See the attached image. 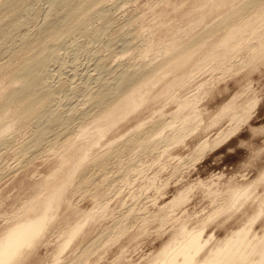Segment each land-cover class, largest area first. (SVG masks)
Segmentation results:
<instances>
[{"label": "rangeland", "instance_id": "rangeland-1", "mask_svg": "<svg viewBox=\"0 0 264 264\" xmlns=\"http://www.w3.org/2000/svg\"><path fill=\"white\" fill-rule=\"evenodd\" d=\"M59 1L0 0V19L4 18L0 20V81L5 88L13 86L4 73L5 66L11 62L14 50L24 41V34L39 32L50 22H63L66 8L53 9ZM216 1L224 5L229 2ZM200 2L104 0L87 17V23L55 44L61 49L55 59H46L48 63L41 68L42 73L48 75L45 88L56 90V93L53 91L55 97L47 103L45 111L34 118L35 121L31 120L26 128L14 131L7 143L0 145V232L17 218L14 216L16 212L23 215L28 209L27 201L33 198L36 201L40 184L57 168L60 157L69 156L73 148L51 150L50 144L57 136L62 140L72 131L70 135L73 136L80 121L89 115L87 112H93L90 102L94 100L86 101V95L97 88L111 89L123 74L132 69V65L151 64L155 56L169 52V46L183 44L189 36L200 32L217 13L215 11L204 18L203 23V11L209 8L212 11L214 6L209 3L203 9L194 6ZM219 35L211 36L207 43ZM262 54L256 57V61L245 65L235 60L229 70L220 67L214 71L211 63L201 67L199 72H191L190 79L177 76L176 79L184 78L179 82L183 86L171 92V96L175 94V100L163 92L166 82L155 80L153 87H143V90L152 89L143 95V100L131 113L100 138L98 144L88 146V158L77 162V167L71 171L72 177L53 222L35 246L28 249L29 254L20 264H72L80 251L93 241L98 245L90 247L91 253L84 255L85 258L82 256L81 264H147L182 223L187 225V229L203 227V237L213 234V237L220 238L247 222L256 212L253 196L264 192V180L256 188L249 189H254V193L242 205L235 204L226 211L228 207L227 203L223 204L226 202L223 199L233 190L232 187L248 185L264 171ZM219 58L220 54L216 53L214 62ZM194 67L195 64L190 65L188 71ZM232 99L239 105L252 99L248 102L251 109L247 123L229 139L216 146L211 144L212 149L193 162L190 154L199 141L207 139L209 143L219 128L226 127V121L217 125L210 122L221 105ZM178 100L188 105L191 103L188 111L197 116L195 129L169 144L160 141L156 147L148 145L141 150L140 147L131 148L136 150L133 153L128 151L125 141L131 137L137 139L161 114L160 118H169L177 110ZM252 102L255 105H251ZM56 111L57 118L69 121L57 122L55 117V121L49 122L48 117ZM186 113H179L178 118ZM37 133L41 136L36 145L33 141ZM111 141L114 142L109 147L110 156L103 169L85 164L93 155L107 149L105 145ZM119 148L122 150L120 158L112 157ZM24 150L26 152L21 153ZM129 158H136V162L125 169L126 163L123 162H129ZM84 164L87 169L82 173L79 170ZM68 165L62 166L57 178L65 177ZM82 175L91 181L79 187L77 182ZM221 206H226L222 207L226 212L214 213L213 209ZM161 207L164 210H160ZM131 213L133 218L127 220ZM162 215L167 218H160ZM84 216H88L84 230L69 242L58 260L56 254L64 240L61 231L67 224ZM118 219H122V224L126 223L124 228L112 227ZM247 225H252V230L260 234L264 229V210ZM96 238L102 240L101 244Z\"/></svg>", "mask_w": 264, "mask_h": 264}, {"label": "bare ground", "instance_id": "bare-ground-1", "mask_svg": "<svg viewBox=\"0 0 264 264\" xmlns=\"http://www.w3.org/2000/svg\"><path fill=\"white\" fill-rule=\"evenodd\" d=\"M74 1L61 0L59 1L60 3L58 2L59 4L54 5L53 3V9L66 8L65 10L67 12L65 13L63 22L61 24H55L48 21L50 23L47 22L48 24L43 25L44 27L39 32L32 35L24 34V41L21 44L19 43L20 45L18 44L19 46L11 56V62L5 66L4 73L9 76L13 86L11 88H5L0 81V145L4 142L7 143V139L13 136L14 131L23 129L31 120L35 121L34 118L38 114L43 112L47 103L53 98L56 90H53V92L48 90L51 87H47L48 89L45 88V81H47L48 75L42 73L41 68L47 62L46 59L48 60L49 58L50 60L58 54L60 47L55 46V44L57 42L61 43L59 41L63 37L68 34L71 35L70 32L81 27L83 23H87L88 16L93 14V11L99 6L100 2L104 0ZM227 1H229L228 4L226 2L224 5L222 2L216 0H201L199 5L196 4L194 6H199L202 9L208 3L210 6H214L212 11H210V8L203 11V21L213 12L217 11V13L214 16L215 18L209 21L210 23L208 22L209 24L205 23V21L203 22L205 26L200 32L189 36L183 44L169 46V52L166 51L155 56L153 58L154 62L151 64H139L138 62L139 65H135L136 63H134L135 66L132 65V69L127 70L128 73H125L126 75L123 74V77L119 78L117 84L111 87V89L97 88L96 91H91L89 95H86V101L94 100V104L90 102L93 112H87L89 115L80 121L78 128L76 127L77 132L73 136L70 135L73 131L69 132L70 134L62 140L57 136L50 144L51 150H55L58 147L62 149L73 148L69 156L60 157L57 168L40 184L39 188L41 190H39L36 201H34V198L27 201L25 204L28 205V209L23 215L19 216V213L16 212L14 216H17V218L0 232V264H20L21 260L29 254L28 249L35 246L44 230L53 222L57 209L63 202V195L69 184L68 182L72 177L71 171L75 170L77 162L87 160L88 146L98 144L100 138L104 137L113 126L115 127L118 122L131 113L143 100V95L152 89L147 88L143 90V87H153L156 84L155 80L166 82L165 84L167 85L164 87L163 92L175 100V94L171 96L172 90L182 87L183 84H179V82L185 76L190 79L191 75L199 72L201 67L212 63V69L214 71L215 69H220V67H223L222 70H229L232 67L231 63L235 60L240 61L242 63L241 65H245V63L256 61V57L263 55L264 0ZM195 7H192V10ZM100 14L102 15V13ZM218 33H220L218 38L212 40L210 44L207 43L208 38H211V36L214 37ZM198 44L200 46L196 47ZM216 53L220 54V58L217 62H214ZM120 57L123 58L122 55ZM193 64H195L193 70L190 69L188 71L189 66ZM180 67L182 69L176 70ZM186 72L190 74H186ZM168 76H170L169 80L164 81ZM177 76L184 77L176 79ZM2 98H4L3 101L1 100ZM250 101L246 100L239 105L234 104V100L232 99L221 105L219 112L216 113L210 124L217 125L220 122L226 121L227 125L224 128H219L209 143H207V139L199 141L190 154L193 162L204 155L206 151L212 149L210 148L213 147L211 144L216 146L221 141L223 142L229 139L244 123H247L246 121L250 117L251 108L249 106L250 103L248 104ZM177 102L179 106L172 115H169V118L163 116L160 118L161 114L159 119L152 121L151 123L154 124H149V128L143 131L137 139L135 137L128 138L125 141L128 151L131 148L136 149L138 147L141 150L143 146L148 147V145L149 147H156L160 141L169 144V142L176 138L184 137L188 132L194 130L197 123L194 122L197 116L188 111V106L191 103L188 105L180 100ZM254 102L251 105H255ZM185 111L187 113L181 119L178 118V114ZM50 116L47 119L49 122H52L51 120H54L55 117L58 119L57 122L60 120V122L69 121V119L57 118V111L54 115ZM166 123L169 126H166ZM40 136L37 133L36 140L35 142L33 141L34 144L37 145L40 142ZM121 138L119 137V139ZM81 140L84 141L79 143ZM113 142H107L105 147L108 148L102 150L100 154L93 155L85 164L94 165L103 169V165L106 164L110 156L108 150ZM24 147H27V145H24ZM24 147L22 148L24 149ZM133 151L131 150L132 153ZM23 152L26 151L24 150L21 153ZM121 152L122 150L119 148L112 157H118ZM129 159V162L128 160L123 162L126 163L125 169L133 166L136 162V158ZM65 164H69L65 172V177L57 178V173ZM85 164L79 170L82 173L87 169ZM263 180L264 171L260 177L255 178L248 185L232 187L233 190L227 193L224 199L222 198L226 201L223 204L227 203L228 209L225 210L228 211L235 204H244L251 197V194L254 193V189L252 191L249 189L253 186V188H256V185ZM90 181L87 176L82 175L79 177L77 185H83V183L87 185ZM174 200L170 201V203ZM222 202L220 203L222 204ZM254 202L257 205L256 212L254 211L255 213L247 219V222L243 223L237 229L229 231L220 238L213 237V234L203 237V227L201 228V226L198 229H187V225L180 224L179 230L173 233L170 237L171 239L161 247L160 251L147 264H264V229L259 234L255 230H252V225H247L258 218L260 212L264 210V192L256 193L253 196ZM163 207L166 208V206ZM222 207L224 206L213 209L214 213L226 212ZM221 208L222 210H220ZM160 210L164 209L161 207ZM133 215L131 213L127 216V220H131ZM160 218L165 219L167 216L162 215ZM87 220L88 216H84L81 219L79 217L73 223L65 226L61 231L64 240L58 248L56 258L60 256V253L66 248L69 242L84 230ZM121 222L122 219L121 221L118 219L114 223L115 226L112 225V227L124 228L126 223L122 224ZM98 237L100 236L98 235ZM99 239L96 238L98 241ZM95 243L96 241H93L91 245L89 244V247L87 246V248L85 247L81 250L77 258L74 259L77 260L72 264H81L83 260L82 256L85 258L84 255L90 252V247L93 244L95 246L98 245Z\"/></svg>", "mask_w": 264, "mask_h": 264}]
</instances>
